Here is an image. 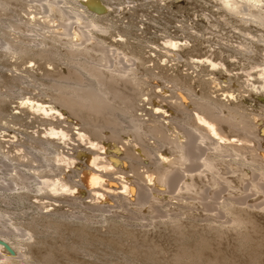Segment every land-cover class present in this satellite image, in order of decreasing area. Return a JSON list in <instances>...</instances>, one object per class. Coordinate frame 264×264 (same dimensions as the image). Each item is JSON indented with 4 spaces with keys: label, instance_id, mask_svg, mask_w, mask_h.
<instances>
[{
    "label": "bare ground",
    "instance_id": "1",
    "mask_svg": "<svg viewBox=\"0 0 264 264\" xmlns=\"http://www.w3.org/2000/svg\"><path fill=\"white\" fill-rule=\"evenodd\" d=\"M18 1L0 0V8L13 7L17 13L16 18L10 22L11 28L28 32L31 30L29 27H41L40 29L50 27L52 29L49 30V34L57 35L67 43L68 52L75 57L84 56L87 59L77 60L79 68L59 73L56 89L51 92L52 98L60 105L59 107L67 109L70 116L81 121L82 129L78 128V131L73 133L67 126H62L61 123L67 122L65 118L68 117H65L55 106L30 98L22 102L23 108L31 110L32 114H38L41 120H44L42 122L47 121L49 125L48 135L45 138L33 136L31 138V143L36 148L42 149L45 154L41 160L30 149L25 148L21 163L16 161L15 164H7L8 177L0 179V198L6 200L7 193L13 195L18 192L24 195L27 193L24 189H27L29 193L46 194L42 197L64 196L69 200L68 202L83 203L75 200L83 199L82 189H85L89 194L91 193V200L84 202L90 208L111 213L117 208L119 211L121 209L125 211L129 203H137L147 205V210L153 212L151 214L159 213L165 216L167 210L163 213L161 209V205L164 204L161 202L165 201V197L159 196L160 193L154 194V191L161 190V193L179 195L183 197V201H186L187 206L192 205L193 208L205 212L214 204L209 201H215L223 194L225 199H222V202L227 199L226 205L223 204L225 207L228 206L232 216L227 218L225 209L217 212L223 213L224 216L218 234L222 237H231L235 227H242L250 237L264 238V117L247 114L241 102L232 101L233 93L225 92V97L230 96V98L223 101L222 98L212 100L205 92L195 94L193 90H188L191 87L187 80L188 73L171 76L170 81L182 86L179 96L176 95L177 101H173L176 110L174 115L165 113L166 110L160 111L165 113L162 115L159 109H156L155 113L149 111L151 114L148 117H140L136 111L141 105L139 103L142 87L146 86L147 81L135 68V61L138 62L139 59L121 53L115 47L104 46L94 39L91 35L93 28L105 29L96 21L97 19H92L84 11L66 7L62 0H21L24 3L22 5H19ZM80 1L82 7L88 6L97 12L106 8L101 0ZM213 1L218 4L223 16H228L239 23L234 27L241 33L243 39L249 42V46L240 42L233 49L231 47L230 50L227 46L225 50L232 53L234 62L242 65L247 63L248 67L242 66L244 72L242 74L247 77L246 81L250 82L247 84L252 86V90L263 91L264 54L260 53V60H257L254 47L264 46V0ZM31 2L36 3V10L41 11H33V13L27 12V9L23 11L24 7L31 6L29 5ZM21 13H29L32 16L25 20L21 17ZM35 13L43 15L45 19L44 21L41 19L43 23L36 18ZM47 17H51V21L57 23L49 26L50 21L49 19L47 21ZM13 23L17 24L13 25ZM164 45L174 56L184 59L177 50L188 45V39L178 42L166 36ZM4 46L14 52H17L16 49L24 52L21 51L24 47H18L15 42H6ZM190 63L201 72L208 70L209 67L212 70H225L226 74L216 75V72H210L208 74H213L212 76L202 77L200 83L206 88L211 87L212 84L214 87H221L223 83L227 86L228 84L241 86L238 73L234 74L232 69L221 60L217 61L206 56L202 60L191 58ZM161 75L165 74L162 72ZM254 78L259 79V84L254 83ZM188 104L193 108H188ZM118 112L132 113L128 131L125 129L119 132ZM181 121L185 123L180 124ZM170 126L177 127L179 131L171 132ZM125 132L134 137L133 142L123 143L118 139L112 146H107L98 138L104 136L120 138L119 134ZM74 135L77 136L78 144L82 145V147L77 145L75 148L78 151L76 155L79 157V153H83L84 150L85 161L73 157L74 154L60 152L55 147H51L55 144L52 143L54 139L67 141ZM150 135L159 136L154 137L155 141L151 143L153 147L148 142ZM137 147H140L144 155L149 158L145 161H149L148 169L151 170L149 173L144 172L145 175L138 173L139 177L132 179L131 175H128L129 177L126 176L127 174L124 175L126 169L136 168L140 163L145 162L141 161L143 158L139 155L141 151H136ZM51 148L55 154L50 158L48 154L52 152ZM155 149L159 150L155 151ZM3 156L7 157V155ZM0 163L6 165L2 160ZM77 163H80V169L75 167ZM122 173H124L122 176L119 175ZM75 176H78V180H73ZM242 193L247 195L245 199ZM49 198L53 199V197ZM249 199L255 201L249 203ZM244 204L246 207H242ZM174 205L171 210L177 209ZM111 214L117 216L121 213ZM9 220L0 214V264H20V260L22 257L25 259L26 255L21 252L16 253L17 250L9 243V237L16 236L24 241H33L35 235L32 228L23 229V225L19 227L11 223L10 227L7 224L10 223ZM33 223L35 229V222ZM132 234L140 240H147L144 231H134Z\"/></svg>",
    "mask_w": 264,
    "mask_h": 264
},
{
    "label": "rangeland",
    "instance_id": "2",
    "mask_svg": "<svg viewBox=\"0 0 264 264\" xmlns=\"http://www.w3.org/2000/svg\"><path fill=\"white\" fill-rule=\"evenodd\" d=\"M62 1L66 7L84 11L105 27L104 30L96 28L91 30L94 39L104 46L115 47L119 52L139 59L138 62L135 61V68L147 83L142 87L139 103L141 105L136 111L138 116L148 117L149 114L155 113L156 109H159L162 115L165 113L174 115L176 110L173 101H177L182 86L170 81L171 76L188 73L187 80L191 85V89L188 90H193L195 94L205 92L210 99L222 98L223 101L230 98V96L225 97V92L233 93L232 101L241 102L247 114L264 117V90H252L250 82L246 81L247 77L242 74L244 73L242 66L248 67L247 63L242 65L234 62L232 53L225 50L227 46L228 49L231 50V47L233 49L240 42L249 46V42L243 39L241 33L234 27L239 23L228 16H223L218 4L213 0H101L106 8L100 12L88 6L82 7L80 0ZM18 4L24 3L19 0ZM29 5L31 6L24 7L23 11L25 9L31 13L41 11L36 10V3L31 2ZM16 14L13 7L0 8V160L6 163L5 166L0 163V179L8 177L7 164L23 161L21 156L25 148L30 149L39 159L44 158L45 152L36 148L31 143V138L32 136L45 138L48 135L49 125L47 121L42 122L44 120H41L38 114H32L31 110L22 107V102L26 99H35L55 106L65 117H68L65 118L67 122H62L61 125L67 126L73 133L77 132L78 128L82 129L81 121L70 116L67 109L59 107L60 105L52 98V93L59 81V73L79 68L77 64L79 59L81 61L87 59L84 56L75 57L68 52L67 43L57 35L49 34V30L52 29L50 27L42 29L29 27L31 30L28 32L14 30L10 27V22L16 18ZM30 16L32 15L29 13H21V17L25 20L31 18ZM35 16L41 23L45 20L41 13H35ZM46 19L50 21L49 26L57 23V21L52 22L51 17ZM165 35L178 42L188 39V45L177 50L184 59L174 56L166 49ZM10 41L15 42L18 47H24V50H21L24 52H20L19 49L15 50L17 52L7 49L4 44ZM254 50L257 54L256 59L260 60V56L264 54V46L255 45ZM206 56L225 62L234 74L238 73L241 86H230V84L227 86L223 83L224 86H216L219 89L213 84L209 88L201 85L200 79L212 76L213 74H208L210 72H216V75L226 74L224 69L212 70L211 67L201 72L190 63L191 58L202 60ZM162 72L165 75H161ZM254 83L259 84V79L254 78ZM191 107L193 108L188 104V108L192 109ZM164 110L165 113H161ZM117 115L119 132L125 129L128 131L132 113L118 112ZM175 121L177 123V120ZM184 123L185 121L180 122V124ZM187 125H189L188 121ZM170 129L171 132L179 131L177 127L170 126ZM119 135L120 138H111V136L98 138L107 146H112L118 139L123 143L134 140L129 133ZM154 137L159 136L148 137L150 145L155 141ZM65 141L54 139L52 143L55 144L51 147H55L60 152L74 154L73 157L85 161L84 150L83 153H79V157L76 155L77 145L82 147L81 143L78 144L77 136L74 135ZM51 149L52 152L48 154L50 158L55 154L53 148ZM136 151H141L139 153L143 158L141 161L149 159L140 147H137ZM3 155H7L8 158ZM75 167L80 169V163ZM148 168H150L149 161H145L136 168H127L125 174L119 175L127 174L126 176L131 175L132 179H137L138 173L144 175V172L149 173L151 169ZM73 180H78V176L73 177ZM24 190L27 191L24 195L18 192L13 195L7 193L6 200L0 198V214L10 219V223H7L9 226L13 223L15 226L23 225V229L32 228L34 231L33 241H24L16 236L9 237V243L17 250L16 253L21 252L26 255L25 259L22 257L20 264H264V238H252L242 227H235L231 237H222L218 234L224 216L222 212V214L217 212L225 209L227 218L232 216L228 206L225 207L227 199L222 202V199H225L223 194L215 201L210 200L209 203L214 204L205 212L193 208L192 205L187 206L186 201H183V197L179 195L161 193V190L154 191V194L160 193L159 196H164L165 201L168 202L167 204L165 201L161 202L164 203L161 205L163 213L166 210L171 212L166 211L165 216L159 213L151 214L153 212L147 210V205L129 203L127 207L123 206L125 211L123 209L119 211L117 208L111 212L121 213L116 216L86 206L84 202L91 200V193L89 194L85 189H82L83 199L75 200L83 203L68 202L69 200L64 196L50 195L49 197L60 200L54 201L49 197H42L46 194L29 193L27 189ZM241 195L243 199L247 197L243 193ZM253 200L255 201L249 199V203ZM173 205L176 206V210H171ZM134 231H144L147 240L135 237L132 234Z\"/></svg>",
    "mask_w": 264,
    "mask_h": 264
}]
</instances>
